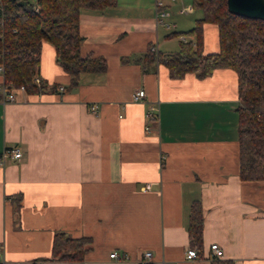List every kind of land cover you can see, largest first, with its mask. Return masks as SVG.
Segmentation results:
<instances>
[{
	"label": "crops",
	"instance_id": "obj_1",
	"mask_svg": "<svg viewBox=\"0 0 264 264\" xmlns=\"http://www.w3.org/2000/svg\"><path fill=\"white\" fill-rule=\"evenodd\" d=\"M161 1L80 11V53L105 57L104 71L83 72L67 88L69 75L43 41V90H15L12 101L0 92V152L22 150L0 165V264H138L144 250L150 264H210L212 242L233 264H264V180L239 177L236 73L173 77L163 61L148 59L151 47L177 50L183 34L171 33L201 16L191 0ZM161 7L169 15L158 21ZM202 47L218 50L215 24H204ZM137 88L145 97L132 101ZM196 199L202 248L186 258ZM57 231L90 237L81 260L51 256ZM112 250L129 257L114 259Z\"/></svg>",
	"mask_w": 264,
	"mask_h": 264
},
{
	"label": "trees",
	"instance_id": "obj_2",
	"mask_svg": "<svg viewBox=\"0 0 264 264\" xmlns=\"http://www.w3.org/2000/svg\"><path fill=\"white\" fill-rule=\"evenodd\" d=\"M117 0H0V65L2 82L8 88L24 85L30 93L43 90L36 84L43 41L50 42L56 61L69 75L67 88L77 84L83 72H100L107 67L101 55H81L83 36L79 14L83 8L102 9ZM201 11L191 28L173 32L192 37L180 41L172 52L152 53L148 59L163 61L173 77L194 72L204 77L215 68H230L236 73L238 105L237 141L239 177L264 180V20L228 11L226 0H191ZM217 27L218 50L204 52L203 26ZM53 85L52 88H55ZM202 205H190L187 234L189 245L198 254L202 248ZM90 241L88 236L72 237L63 231L53 234L51 256L58 260L82 259ZM210 264H233L222 257H210Z\"/></svg>",
	"mask_w": 264,
	"mask_h": 264
},
{
	"label": "built area",
	"instance_id": "obj_3",
	"mask_svg": "<svg viewBox=\"0 0 264 264\" xmlns=\"http://www.w3.org/2000/svg\"><path fill=\"white\" fill-rule=\"evenodd\" d=\"M156 5L157 6H162L164 5L163 2L161 0H156ZM162 8V7H161ZM189 8H191V5H186V6H182L180 11L184 12L186 10H188ZM158 15V21H161V19L163 17H166L169 15V12L165 9H159L157 12ZM181 40L182 41H186L187 37L185 35L181 36ZM151 50H155V47H151ZM2 72V65H0V74ZM34 81L36 84H39L41 82L40 77L37 75L34 77ZM59 89L62 90L63 87L59 86ZM15 90H19V91H25V87L24 85H20L18 87H10L8 88L7 86H5L2 82V84L0 85V92L2 94V101H12L15 98L14 95V91ZM131 100L132 101H141L144 99L145 97V91L142 88H137L134 89L131 92ZM90 111L95 112L96 111V103L90 104L89 106ZM155 107L154 106H150V117L154 118L155 115ZM146 128H148V126H146ZM22 157V150L18 147V146H8L5 147L1 152H0V165H3L4 162L6 160H19ZM1 256V254H0ZM109 256L114 258V259H128V253L126 251H122L121 253L117 252V250H112L109 253ZM186 258H196L198 256V252L195 248L189 247L186 250ZM151 257H152V253L150 250H144L141 254L140 257L137 259L138 264H150L151 261ZM208 257H223V250L222 248L216 243V242H212L209 244V249H208ZM27 264H37L34 261H28L26 262ZM17 264H22V262H18Z\"/></svg>",
	"mask_w": 264,
	"mask_h": 264
},
{
	"label": "water",
	"instance_id": "obj_4",
	"mask_svg": "<svg viewBox=\"0 0 264 264\" xmlns=\"http://www.w3.org/2000/svg\"><path fill=\"white\" fill-rule=\"evenodd\" d=\"M228 11L264 20V0H226Z\"/></svg>",
	"mask_w": 264,
	"mask_h": 264
}]
</instances>
